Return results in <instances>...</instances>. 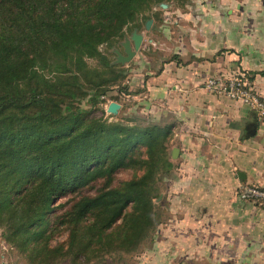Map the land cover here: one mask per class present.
Here are the masks:
<instances>
[{
	"label": "trees",
	"instance_id": "obj_1",
	"mask_svg": "<svg viewBox=\"0 0 264 264\" xmlns=\"http://www.w3.org/2000/svg\"><path fill=\"white\" fill-rule=\"evenodd\" d=\"M161 2L0 0V228L31 264L132 253L162 221L154 182L173 166H163L172 123L109 120L100 108L145 90L131 91L128 68L109 54ZM122 169L132 174L117 179ZM70 193L56 216L55 200Z\"/></svg>",
	"mask_w": 264,
	"mask_h": 264
},
{
	"label": "crops",
	"instance_id": "obj_2",
	"mask_svg": "<svg viewBox=\"0 0 264 264\" xmlns=\"http://www.w3.org/2000/svg\"><path fill=\"white\" fill-rule=\"evenodd\" d=\"M221 3L227 6L179 11L200 17L192 43L140 82L130 79V87L145 82L131 96L152 118L172 123L173 166L163 180L184 232L208 253L221 246L264 253V207L238 195L242 185L264 186V118L205 85L209 76L241 73L264 99V0Z\"/></svg>",
	"mask_w": 264,
	"mask_h": 264
},
{
	"label": "rangeland",
	"instance_id": "obj_3",
	"mask_svg": "<svg viewBox=\"0 0 264 264\" xmlns=\"http://www.w3.org/2000/svg\"><path fill=\"white\" fill-rule=\"evenodd\" d=\"M221 2L222 0H186L181 5L177 0H167L165 7L153 6L149 12L152 19L149 27H145L144 19L140 22L139 28H137L143 34V40L139 49L129 61L122 62L128 68L129 80L135 79L137 82H140L142 78L148 76L146 72L155 70L160 61L174 54L173 51L179 45L185 43L189 45L192 43V37L195 30L198 29V24L201 22L200 17L182 15L180 14L182 12L179 11H184L187 8L196 10L199 7L207 8L209 6H222L225 8L227 5ZM154 12H157L158 15H154ZM129 36L130 33H127L125 37L129 38ZM105 48V45H101L102 50ZM112 51L113 53L109 55L114 61L118 62L117 52L124 53L123 45H116ZM89 62L93 64L95 60L89 59ZM140 87L139 84H134L131 87V91H135ZM110 93L115 94L116 90H110L107 94ZM111 100L114 99L108 97L106 101L100 103V108H104L103 116H108L109 120L119 119L121 116L136 115L141 122L151 119L160 121V119L152 118L149 113H146L144 103L137 96H120L119 102L123 106L116 113H109L106 110V106ZM95 113L100 115L101 111L97 110ZM167 162L172 164L169 159V161L163 163V166ZM131 174L132 170L122 169L117 172L116 177L117 179H123L128 178ZM165 174L166 172L161 170L154 182V185L160 192V198L157 197V200L161 199V204L157 209H159L162 221L157 224L151 238H147L135 252H113L105 255L103 258L93 259L88 264H264V253L257 251V248L247 250L245 254L240 253L241 250L237 247H231L227 250L226 247L221 246L214 253H208L211 249L199 248V242L198 240H194L193 233H189L187 230L184 232V226L177 221L178 214L176 208L169 205L163 180ZM93 192L94 188L83 191V193ZM76 196L77 194L70 193L57 198L53 210L55 215L62 217L66 210L71 208L72 201ZM1 231L2 229L0 228V264H31L26 255L2 238ZM65 235L66 232L62 231L55 239L62 240L65 238ZM59 264L70 263L68 259H63Z\"/></svg>",
	"mask_w": 264,
	"mask_h": 264
},
{
	"label": "built area",
	"instance_id": "obj_4",
	"mask_svg": "<svg viewBox=\"0 0 264 264\" xmlns=\"http://www.w3.org/2000/svg\"><path fill=\"white\" fill-rule=\"evenodd\" d=\"M205 85L212 92L244 102L264 118V99L241 73L212 75L207 77ZM238 195L242 199L257 202L258 205L264 204V186L262 185L255 183L242 185L239 187Z\"/></svg>",
	"mask_w": 264,
	"mask_h": 264
},
{
	"label": "water",
	"instance_id": "obj_5",
	"mask_svg": "<svg viewBox=\"0 0 264 264\" xmlns=\"http://www.w3.org/2000/svg\"><path fill=\"white\" fill-rule=\"evenodd\" d=\"M160 5L165 7L166 3L165 2H161ZM151 20H152L151 18H147L145 20V27L146 28L149 27V24H150ZM142 39H143V34L141 32H139L136 28H134L131 31L129 38L125 37L120 42V44L123 45L124 53L117 52V61L118 62L129 61L134 56L136 51L139 49V47L141 45V42H142ZM119 108H120V103L118 101H115V100L109 101L107 106H106V110L109 113H116ZM171 156L172 157L176 156V147H174L172 149ZM159 197H160V195L158 196V198Z\"/></svg>",
	"mask_w": 264,
	"mask_h": 264
}]
</instances>
